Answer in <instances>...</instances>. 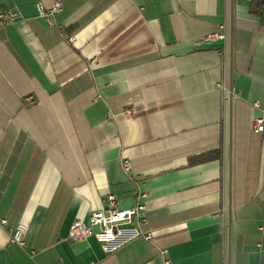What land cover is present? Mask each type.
<instances>
[{
	"label": "crops",
	"instance_id": "1",
	"mask_svg": "<svg viewBox=\"0 0 264 264\" xmlns=\"http://www.w3.org/2000/svg\"><path fill=\"white\" fill-rule=\"evenodd\" d=\"M39 2L0 0V264H264V0H63L72 42ZM108 194L152 239L69 240Z\"/></svg>",
	"mask_w": 264,
	"mask_h": 264
},
{
	"label": "built area",
	"instance_id": "2",
	"mask_svg": "<svg viewBox=\"0 0 264 264\" xmlns=\"http://www.w3.org/2000/svg\"><path fill=\"white\" fill-rule=\"evenodd\" d=\"M64 7L63 0H53L49 6L42 2L37 4L38 12L41 17L47 18L50 24H56V16ZM20 13L14 9H4L0 11V22L2 24L12 22L18 19ZM62 37L68 41H74V36H66L62 25H57ZM228 32L225 24H220L217 31L203 35L193 39L194 45L207 44L219 39H227ZM29 98L28 100H30ZM254 107L260 110V115L254 119L253 128L258 132H264V101H255ZM127 113H131V109L126 108ZM124 172L131 173V163L129 159L122 161ZM106 206L90 215L88 223L82 220L74 221L69 229L68 238L71 241H81L94 236L101 244L103 250L107 253L114 252L125 244L137 239L141 236L146 239H152V233H143L140 224L145 220L142 215L145 205L138 203L136 206L121 209L119 208L117 197L108 194L105 199ZM8 220L0 217V227H6ZM95 226H99V230H94ZM28 226L25 223H19L16 227H9L10 241L25 245V234ZM166 251L163 250L162 253ZM164 264H171L169 259H165Z\"/></svg>",
	"mask_w": 264,
	"mask_h": 264
},
{
	"label": "trees",
	"instance_id": "3",
	"mask_svg": "<svg viewBox=\"0 0 264 264\" xmlns=\"http://www.w3.org/2000/svg\"><path fill=\"white\" fill-rule=\"evenodd\" d=\"M212 156H215L213 154H208V155H203V156H200V157H196L194 159H192V162H197V161H201V160H205V159H208Z\"/></svg>",
	"mask_w": 264,
	"mask_h": 264
},
{
	"label": "water",
	"instance_id": "4",
	"mask_svg": "<svg viewBox=\"0 0 264 264\" xmlns=\"http://www.w3.org/2000/svg\"><path fill=\"white\" fill-rule=\"evenodd\" d=\"M230 39H232V27H231V31H230Z\"/></svg>",
	"mask_w": 264,
	"mask_h": 264
}]
</instances>
